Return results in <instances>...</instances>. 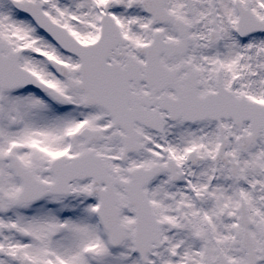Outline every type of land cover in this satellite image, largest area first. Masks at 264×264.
I'll use <instances>...</instances> for the list:
<instances>
[{
    "label": "snow or ice",
    "instance_id": "1",
    "mask_svg": "<svg viewBox=\"0 0 264 264\" xmlns=\"http://www.w3.org/2000/svg\"><path fill=\"white\" fill-rule=\"evenodd\" d=\"M0 264H264V0H0Z\"/></svg>",
    "mask_w": 264,
    "mask_h": 264
}]
</instances>
